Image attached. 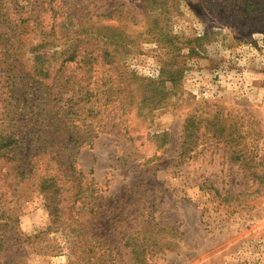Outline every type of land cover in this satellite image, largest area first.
<instances>
[{
    "label": "rangeland",
    "instance_id": "374dc122",
    "mask_svg": "<svg viewBox=\"0 0 264 264\" xmlns=\"http://www.w3.org/2000/svg\"><path fill=\"white\" fill-rule=\"evenodd\" d=\"M253 1L0 0V264H68V220L115 264H134L124 235L155 233L142 264H264ZM50 191L64 222L33 239Z\"/></svg>",
    "mask_w": 264,
    "mask_h": 264
},
{
    "label": "trees",
    "instance_id": "16d2710c",
    "mask_svg": "<svg viewBox=\"0 0 264 264\" xmlns=\"http://www.w3.org/2000/svg\"><path fill=\"white\" fill-rule=\"evenodd\" d=\"M241 1H242V7H245L244 13L248 11H252L253 7L256 6L253 0H241ZM37 7L38 5H36L34 2L32 3L27 2L26 5L24 6L25 12L24 13L20 12V18L18 22L28 21L30 18L29 15L33 14L32 11L35 10V8ZM25 13L27 15L26 17L23 16L25 15ZM32 22L36 23L35 16ZM37 25H39V23H37ZM73 59H74V53H71L70 56H68L67 60L71 61ZM37 61L38 63L40 62L38 60V57H37ZM18 77L21 78L22 76H18ZM48 178L43 179L40 184L41 189H44L45 191H48L50 185L52 186V182H49L50 180H52V178L51 177ZM56 197L57 194L55 191H50L48 196H45V205L49 213L50 224L46 229L41 230L36 234H33L31 236L33 239H37L40 237L42 238L43 236L47 235L48 232L49 233L58 232L56 229L61 228V224H63L64 220L61 219L60 208L58 207L59 203L55 204ZM89 214H91V216L94 217L95 211H93V209H90ZM68 221H67V225L71 227L70 232L74 237L72 240L67 238V236L65 235L63 236L64 244H66L65 242L67 241L66 245H69V249H67L68 264H115L114 263L115 254L113 253V250L109 248V246H107L105 241L96 239L91 234L84 232L81 228H79L78 225L73 226L71 225V222L69 221L68 223ZM156 226L157 225L153 223L151 230H154ZM159 229H161V227H159L158 230ZM144 233H147V231H145ZM136 236L137 234L135 235L128 234L122 237L123 245L128 249L129 253L131 254L134 264H142L144 262V257L146 255H152L154 253H158L159 251H161V248L163 249L164 243H166V241L159 243L155 237L156 233L154 234L153 238H145L144 236H142L141 238H136ZM59 247H60V251L63 250L61 244ZM66 248H68V246H66Z\"/></svg>",
    "mask_w": 264,
    "mask_h": 264
},
{
    "label": "crops",
    "instance_id": "0c3cea01",
    "mask_svg": "<svg viewBox=\"0 0 264 264\" xmlns=\"http://www.w3.org/2000/svg\"><path fill=\"white\" fill-rule=\"evenodd\" d=\"M259 75V74H258ZM258 77H263L264 78V74H262V76L261 75H259ZM263 91H264V89H263ZM262 91V92H263ZM262 96H264V94H262Z\"/></svg>",
    "mask_w": 264,
    "mask_h": 264
},
{
    "label": "built area",
    "instance_id": "2783aa9c",
    "mask_svg": "<svg viewBox=\"0 0 264 264\" xmlns=\"http://www.w3.org/2000/svg\"><path fill=\"white\" fill-rule=\"evenodd\" d=\"M263 172H264V166H263Z\"/></svg>",
    "mask_w": 264,
    "mask_h": 264
}]
</instances>
